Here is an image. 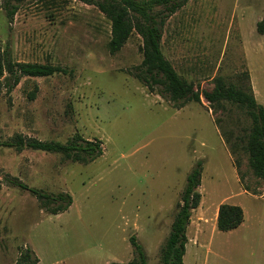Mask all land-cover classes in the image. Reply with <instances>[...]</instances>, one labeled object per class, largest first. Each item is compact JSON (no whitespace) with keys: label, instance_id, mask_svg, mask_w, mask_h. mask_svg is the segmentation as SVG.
<instances>
[{"label":"rangeland","instance_id":"1","mask_svg":"<svg viewBox=\"0 0 264 264\" xmlns=\"http://www.w3.org/2000/svg\"><path fill=\"white\" fill-rule=\"evenodd\" d=\"M4 1L0 60L8 50L15 61L48 62L72 73L22 77L10 91L0 81V140L22 133L65 142L78 132L101 140L104 153L84 164L59 153L0 147V264H15L26 246L38 264L128 262L132 235L148 264H158L198 160L202 198L187 229L184 264H264V179L254 176L240 146L231 153L223 135L232 133L234 141L249 131L250 119L236 105L215 109L203 96L223 77L250 84L264 105V33L257 30L264 0H189L166 20L163 53L201 93L200 103L182 108L130 73L143 57L139 34L109 53L111 22L96 6L21 0L10 21ZM6 175L46 192L66 191L73 204L50 214L30 191L9 186ZM223 202L245 212L244 222L227 232L217 228Z\"/></svg>","mask_w":264,"mask_h":264},{"label":"trees","instance_id":"2","mask_svg":"<svg viewBox=\"0 0 264 264\" xmlns=\"http://www.w3.org/2000/svg\"><path fill=\"white\" fill-rule=\"evenodd\" d=\"M20 1L12 3L5 0L3 7L11 21L20 7ZM96 6L111 22V35L107 42L110 54H116L126 44L133 32L142 38V61L130 69V73L140 80L149 90L156 91L175 108H182L189 102H201V93L195 85L182 77L162 50V38L166 20L180 10L189 0H82ZM257 30L264 33V16L258 22ZM56 73L71 74L67 67L48 62L15 61L10 51L3 54L0 60V81L7 90L16 86L22 77H44ZM37 88V87H36ZM36 90V89H35ZM35 90L30 98L35 97ZM203 96L216 109H224V103L236 105L245 110L250 119L248 132L238 134L234 141L232 133L223 130V135L234 155L240 146L248 156V164L254 176L264 179V105L259 103L250 84L237 85L228 83L223 77L216 78L215 87L205 91ZM219 124L220 119H215ZM102 141L90 140L80 133H75L65 142L42 140L36 137L16 133L9 139L0 140V147L14 148L22 151L25 148L50 153H59L66 160L90 163L104 153ZM236 166L240 162L235 157ZM203 172V162L198 160L188 173L185 186L181 192L177 211L170 231L160 247L158 264H184L187 229L193 211L201 203L202 193L199 190ZM9 186L28 190L34 194L40 206L50 214H59L69 209L73 197L66 191L56 193L29 186L17 176L6 175ZM245 219L242 206L223 202L218 207L217 228L220 231H231L238 228ZM133 257L128 262H111L110 264H148V254L136 236L130 237ZM39 257L30 248H22L15 264H38Z\"/></svg>","mask_w":264,"mask_h":264},{"label":"crops","instance_id":"3","mask_svg":"<svg viewBox=\"0 0 264 264\" xmlns=\"http://www.w3.org/2000/svg\"><path fill=\"white\" fill-rule=\"evenodd\" d=\"M217 213H218V208H217Z\"/></svg>","mask_w":264,"mask_h":264}]
</instances>
